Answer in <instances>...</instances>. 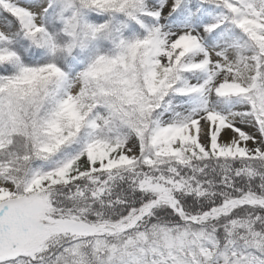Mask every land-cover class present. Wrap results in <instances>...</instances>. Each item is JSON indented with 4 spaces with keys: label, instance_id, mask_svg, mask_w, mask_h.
I'll return each mask as SVG.
<instances>
[{
    "label": "snow or ice",
    "instance_id": "6c2138e0",
    "mask_svg": "<svg viewBox=\"0 0 264 264\" xmlns=\"http://www.w3.org/2000/svg\"><path fill=\"white\" fill-rule=\"evenodd\" d=\"M0 264H264V0H0Z\"/></svg>",
    "mask_w": 264,
    "mask_h": 264
}]
</instances>
